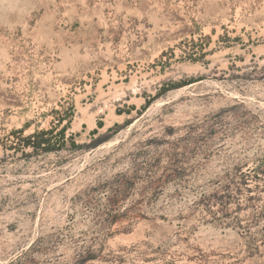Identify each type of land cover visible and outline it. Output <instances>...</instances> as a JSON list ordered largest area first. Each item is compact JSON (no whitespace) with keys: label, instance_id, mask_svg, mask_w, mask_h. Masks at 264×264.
Returning a JSON list of instances; mask_svg holds the SVG:
<instances>
[{"label":"rangeland","instance_id":"rangeland-1","mask_svg":"<svg viewBox=\"0 0 264 264\" xmlns=\"http://www.w3.org/2000/svg\"><path fill=\"white\" fill-rule=\"evenodd\" d=\"M0 264H264V0H0Z\"/></svg>","mask_w":264,"mask_h":264},{"label":"trees","instance_id":"trees-1","mask_svg":"<svg viewBox=\"0 0 264 264\" xmlns=\"http://www.w3.org/2000/svg\"><path fill=\"white\" fill-rule=\"evenodd\" d=\"M63 128L61 129V134H63ZM46 132H50V130L46 131ZM42 134H44V131L41 132H35L31 135H28L27 137L24 138L25 141V145L27 147H31L32 149H49L51 146V144H49V139H41V140H37L36 138L38 136H41ZM73 144V143H72ZM74 145V144H73Z\"/></svg>","mask_w":264,"mask_h":264}]
</instances>
